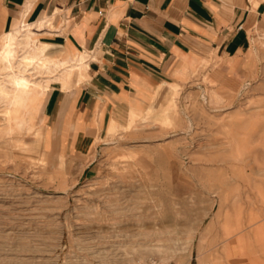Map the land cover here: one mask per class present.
<instances>
[{
    "label": "rangeland",
    "instance_id": "rangeland-1",
    "mask_svg": "<svg viewBox=\"0 0 264 264\" xmlns=\"http://www.w3.org/2000/svg\"><path fill=\"white\" fill-rule=\"evenodd\" d=\"M249 59L245 79L186 76L174 107L161 114L168 93L89 154L50 137L39 123L45 98L35 101L34 132L0 121V264H264V31ZM145 208L148 247L102 219ZM226 228L247 236L227 245Z\"/></svg>",
    "mask_w": 264,
    "mask_h": 264
},
{
    "label": "crops",
    "instance_id": "crops-1",
    "mask_svg": "<svg viewBox=\"0 0 264 264\" xmlns=\"http://www.w3.org/2000/svg\"><path fill=\"white\" fill-rule=\"evenodd\" d=\"M44 17L52 27L36 29L38 38L87 62L76 86L48 93L46 125L62 151L89 154L112 120L123 125L131 111L152 112L186 76L206 70L223 83L248 77L264 0H0L3 29Z\"/></svg>",
    "mask_w": 264,
    "mask_h": 264
},
{
    "label": "bare ground",
    "instance_id": "bare-ground-1",
    "mask_svg": "<svg viewBox=\"0 0 264 264\" xmlns=\"http://www.w3.org/2000/svg\"><path fill=\"white\" fill-rule=\"evenodd\" d=\"M45 26L52 27L51 18H40L32 23L18 20L11 25L9 30L1 31L0 33V102L5 107L0 121L6 122L8 132L20 131L21 129H24L26 132H34L36 128L31 124V118L34 116L33 110L36 108L35 101L38 100V97L47 99L48 93L55 86L69 90L74 85L76 86L84 75L87 62L82 54L71 55L65 48L38 38L36 29ZM35 73H40L38 76L41 78L36 79L38 76H34ZM179 89L180 87L175 86L173 98L178 94ZM211 93L214 94V92ZM215 95L217 94L215 93ZM215 98L217 96L213 95L209 100L210 103H219V101L214 100ZM172 99L167 109L170 107V104L174 107ZM140 113L138 110L131 111L128 114L126 125L118 124L112 120L108 126L107 137L112 136L121 126H127L126 128H128ZM163 119L168 121V116L165 115ZM39 123L42 125L46 123L45 115L40 116ZM42 129L38 130L41 131ZM98 140L99 137L97 136L95 142ZM104 143H106V139ZM140 202L143 203L144 201ZM129 206L128 211L135 209L131 205ZM111 212L113 213L111 218L104 216L102 219H112L111 227L118 228L116 231L120 235L143 240L137 244L138 247L151 246L153 242L150 243L149 238L153 234L150 230L153 224L151 221L153 220L149 221L150 213L146 208L141 209L138 213H127L122 209H114ZM233 216L235 217V214ZM262 230V225H259L255 228V233L259 235ZM242 231L243 229L239 228H226L224 230V241L226 240L227 245L230 242H242L246 235ZM154 245L159 246L158 244ZM132 246L134 247V245ZM242 252L244 251L242 250ZM238 256L241 257V255Z\"/></svg>",
    "mask_w": 264,
    "mask_h": 264
}]
</instances>
